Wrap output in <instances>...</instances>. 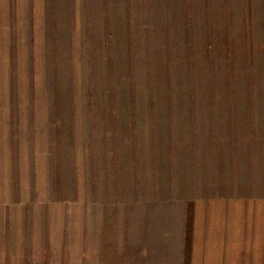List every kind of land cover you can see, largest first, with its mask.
Masks as SVG:
<instances>
[{"label": "rangeland", "instance_id": "1", "mask_svg": "<svg viewBox=\"0 0 264 264\" xmlns=\"http://www.w3.org/2000/svg\"><path fill=\"white\" fill-rule=\"evenodd\" d=\"M112 147L136 203L70 261L47 204L96 199ZM261 181L264 0H0V264H188L198 191Z\"/></svg>", "mask_w": 264, "mask_h": 264}, {"label": "crops", "instance_id": "2", "mask_svg": "<svg viewBox=\"0 0 264 264\" xmlns=\"http://www.w3.org/2000/svg\"><path fill=\"white\" fill-rule=\"evenodd\" d=\"M113 147L111 155L119 158L120 154L124 156L127 154V162L119 164L118 160L112 162L107 168V170L110 168V175L103 167H97L96 199H88V186L82 182V189L79 187L77 193V205L68 203V200L47 204L45 217L48 221L50 219L56 221L60 230L62 227L66 230V240L55 242L61 246L65 243L66 247H62L60 251L68 252L69 257L62 255L64 259L70 261L75 259L70 256L74 251L71 244H82L83 252L85 235H90L93 228L112 229L116 218L114 208L121 206L120 208L126 211L136 203L133 200L138 194L134 153L130 154L129 151L123 153L119 147L117 149ZM34 155L38 158V153ZM83 156L82 147V158ZM45 157L46 159L42 155L39 159H34L35 169L38 167L43 170L40 163H46V170L49 172L47 152ZM83 167L84 164L82 181H85ZM139 186L141 189L140 180ZM195 197L192 199L189 223L186 225L185 221L186 228L182 229L183 235L187 236L188 264H264V182H259L255 188L234 191L226 189L222 192L214 191L207 186L206 189L198 191ZM148 212L150 213L149 210ZM164 215L162 212V217ZM84 259L82 256V260Z\"/></svg>", "mask_w": 264, "mask_h": 264}]
</instances>
